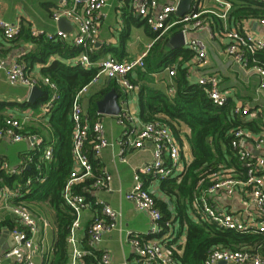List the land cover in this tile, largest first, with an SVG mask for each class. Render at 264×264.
<instances>
[{
	"label": "built area",
	"instance_id": "built-area-1",
	"mask_svg": "<svg viewBox=\"0 0 264 264\" xmlns=\"http://www.w3.org/2000/svg\"><path fill=\"white\" fill-rule=\"evenodd\" d=\"M107 0H60L58 7L52 12V19L56 22L60 18H66L76 27L73 34L67 33L61 29L55 32H48L42 29L31 28V34L34 36L42 35L48 39L58 38L64 41H70L76 46H83L90 49L98 34V13L104 8ZM220 7L215 11L202 6L200 0L193 9L175 20H171V14L176 11L180 0H169L159 11L154 12L157 6L156 0H132V5L136 7L137 14L145 19L147 25L155 33L152 43L162 37L173 25L181 24V30L184 34V42L190 49L196 52L198 59L205 58L204 44L199 39H188L185 37L190 30H201L205 28L202 20L204 13H213L226 22L228 13L231 9V3L227 0H214ZM264 3V0H256ZM256 22L264 26V13ZM20 30L19 23H9L0 19V31L7 40L16 37ZM227 42L225 51L234 61L247 67L246 54H254L255 51L264 49V38L255 36L249 31H237L228 29L224 33ZM150 47V45H149ZM149 47L138 57L119 61L113 57H106L94 62L90 59L86 50H82L76 59V63L83 68L97 66L98 70L89 83L82 86L75 94L71 105L72 146L71 156L73 165L69 177L63 187V199L74 214V219L69 227L67 235V244L70 247L69 264H85L83 258L90 254L96 245L100 242L103 232L111 231L117 227V221L120 217L119 212L112 209L109 205L100 201L95 204L101 208V213L106 218L95 217L87 229L89 249L80 247L77 237L81 211L88 206L84 195L73 190L75 184L84 182L86 178H94L92 187L95 189L108 188L111 176L102 172L94 176V164L90 161L85 150V143L88 140L90 132L94 138L91 141L94 159L96 160L101 150L109 143L104 135V127L100 120L93 122L86 118L80 99L86 92L88 86L95 82L98 77L105 76L108 79H116L124 91H132L137 86L132 83L128 75L137 68L144 66V59L148 53ZM260 76L259 86L264 88V68L261 66L252 67ZM0 69L6 74L10 85H21L26 87L35 86L40 80L48 85L50 96L43 104V111L48 112L55 102L59 99L57 85L48 77H42L40 80L30 75L25 65L18 61H12L9 65L4 60H0ZM169 74H174V69H169ZM198 82L206 86L209 98L216 105H224L228 94L220 89L219 80L215 75H203ZM173 93V89H168ZM235 112L241 114L249 113L247 107L237 105ZM28 116L22 118L8 116L0 122V142L3 139H9L13 142L20 141L28 137L24 133V124ZM119 124L127 123L126 130L123 131L118 144L121 146L120 154L123 148L129 145L133 148H142L145 143H151L153 146L152 161L144 164L137 169L133 176L131 189L125 194V198L131 201L134 206L141 211L146 212L152 220L150 234L160 233L167 229L168 233H162L160 239H144L138 234L127 232V238L134 247L135 256L132 264H176L173 258V251L180 253L181 249L175 242H171L174 235V228H170L171 222L160 223L162 215L156 205V199L153 193L143 186V176H149L151 179H162L166 177L175 178L179 181L190 161L184 160L182 156V147L179 139L173 131L160 120H150L141 122L137 117L130 113L123 112L116 115ZM264 125V117H263ZM33 140V138H32ZM41 139H38V143ZM233 150L236 151L238 159L244 168L241 178L238 171L234 168H224L209 172L208 180L210 185L206 190L207 197L202 196L193 205L194 219L196 221L205 220L215 224L218 228L232 229L238 232L251 233L260 231L264 233V132L259 135H252L249 131L236 129L233 131V139L230 143ZM52 155V148H47L44 157L49 159ZM23 168V166H22ZM22 170V169H21ZM30 180H27L28 184ZM22 187L0 186V198L5 203L10 204L13 215L20 224V228L13 227L10 235L13 245L0 254L11 260V264H35L33 254L36 250V234L38 232V223L27 204L22 199L15 202L22 195ZM223 190L225 194L232 195L236 191L249 192L251 200L255 207V213L246 212L244 215L238 212H231L222 206L210 202V197L216 191ZM163 226V228L161 227ZM111 256L108 251H102L98 259L99 264H109ZM224 261L230 264H264V257L259 254L252 255L244 250H229L213 248L210 250L204 264H217Z\"/></svg>",
	"mask_w": 264,
	"mask_h": 264
},
{
	"label": "crops",
	"instance_id": "crops-1",
	"mask_svg": "<svg viewBox=\"0 0 264 264\" xmlns=\"http://www.w3.org/2000/svg\"><path fill=\"white\" fill-rule=\"evenodd\" d=\"M59 1L60 0H0V19L9 23H19L20 26L22 23H29L30 28L42 29L53 33L59 29L57 21L55 22L52 19V12L58 7ZM156 1L157 6L154 12L159 11L163 5L169 2V0ZM197 1L198 0H191L189 9L182 15L191 11L197 4ZM200 2L205 8L215 11L220 10V7L214 0H200ZM182 15H179L175 11L171 14L170 19L175 20V18ZM202 20L205 24V28L201 30H190L186 33L185 37L189 40L199 39L203 42L206 55L205 58L201 60L198 59L196 52L190 49L185 42L184 46H182L189 48L194 54L189 60L185 61L191 79L198 81L203 75H215L219 80L220 89L226 92L229 97H232L236 101V105L249 109L250 115L246 118H263L264 88L259 86L260 76L252 67L242 66L226 53L225 44L227 39L224 36L225 32L219 33L216 30L213 31L210 23L203 17ZM70 25L69 31L65 32L73 34L76 27L71 22ZM224 25L228 27L226 22ZM179 31H182L181 28L175 31H170L169 29L163 35H166V52L179 48L169 44L170 38ZM241 31H249L255 36L264 38V26L258 24L254 18L245 19L242 23ZM152 34V30L147 25L145 19L137 14V9L132 5V0H107L104 8L98 13V34L96 40L90 49H85L83 46L81 49L86 50L89 57L90 53L95 54L96 58L94 62L106 57H113L119 61H127L138 57L149 45L151 47L153 44ZM32 47V43L23 39L10 42L3 37L0 31V60H4L6 65H9L12 61L23 63L19 60L20 57ZM78 54L63 59L67 64L79 65L75 62ZM55 57L56 56H50L49 61ZM23 64L33 77L38 80L44 77L41 73L44 64L34 63L30 68H27L25 63ZM144 67L145 64L142 68H137L128 75L129 80L137 86L135 90L124 91L116 79H108L105 76H100L95 82L88 86L86 92L80 99L86 118L90 122L96 120L101 121L104 127V135L109 143L108 146L101 150L99 157L96 159L98 163L94 168V176L106 172L111 176V181L108 188L95 189L92 185L83 188V190L89 193L85 195L87 196L86 201L88 206L81 211L77 237L79 245L82 247L81 240L86 236L89 222L97 215L106 218V216L101 213V208L95 204V201L107 204L112 209L119 212L120 217L117 221V227L111 231L103 232L100 242L94 248V251L99 253L102 251L109 252L111 256L109 264L133 263L135 251L127 238V232L138 234L144 239L155 240L160 239L162 233H168L167 229L164 227L162 232L150 234L149 231L152 226V220L149 215L144 211L138 210L131 201L125 198V194L132 187L133 176L137 169L152 161V144L147 142L142 148L138 149L126 145L123 148V152L120 154L121 146L118 144V141L128 124H119L116 115L99 113L97 111V105L94 114L95 118L90 116L89 111L92 98H95L97 103L98 100L102 99L104 95L113 89L118 95L117 101L120 105L119 113H130L137 117L138 121L145 122L139 117L138 91L140 81L137 82L138 76L136 73L139 69L143 70ZM169 69L170 67H164L156 72L149 73L150 77L154 79L153 84L165 86L168 76L170 75ZM35 86L38 87L41 94L34 102H30L29 94L32 87L10 85L7 81L6 74L0 69V117L6 118L8 116H14L16 118H22L24 115L28 116L23 127L24 133L28 135V137L17 142H13L9 139H3L0 142V170L12 175L21 174L24 166L28 167L31 161L30 154L41 145L44 138L48 139V121L52 108L55 107L56 104L53 105L48 112L43 111V104L48 99L38 103L36 107L25 105L26 102L36 104L38 99L43 95L44 90L41 86L48 87V85L41 80ZM7 103L9 105H7ZM3 104L5 105L2 106ZM70 114L71 110L69 116ZM176 127L180 132V136L177 138L181 142L182 156L184 160L186 159L191 162L192 154L188 142L190 129L184 123H179ZM38 139H41L39 143L37 142ZM15 144H19V146L16 148L12 147ZM49 147L52 148L53 154L52 144H47L44 147V152ZM51 157L46 159L50 160ZM92 157L94 159L93 154ZM43 180L44 177L41 178V181ZM142 180L143 186L153 193L156 198L167 200L160 192L158 179H151L149 176H143ZM0 182H2V178H0ZM30 183L31 180L28 184L26 183V185L28 186ZM3 185L6 184H1L0 186ZM16 186L22 187L20 191L22 196L15 199V202H18L20 199L23 200L22 197L26 194L27 189L24 190L23 186L18 183L10 187ZM251 198L249 192L245 191H236L232 195H227L223 190H218L211 195L210 202L222 206L228 211L242 213L244 217H246L244 213L247 211L253 214L255 213V207ZM23 201L28 205L30 211L36 218L39 228L36 234L37 243L36 250L33 254V261L35 264H43L45 259L50 255L56 237V215L47 201ZM10 204L12 203H5L0 198V238L6 233L2 246L5 245L8 248L13 245L10 230L13 227L20 226L10 210ZM168 210L170 212V228H174V235L171 242H175L182 252L186 241L187 225H181L175 221V211L170 201H168ZM191 218L194 219V211L191 212ZM6 222H10L12 225L15 223V226L10 228L7 224H3ZM162 225L164 226V224ZM163 226L161 227L163 228ZM10 239L12 241L11 246ZM68 251L70 255L69 246ZM181 252L179 254H181ZM98 259L97 262L91 264H99ZM0 264H11V260L6 257H1Z\"/></svg>",
	"mask_w": 264,
	"mask_h": 264
},
{
	"label": "trees",
	"instance_id": "trees-1",
	"mask_svg": "<svg viewBox=\"0 0 264 264\" xmlns=\"http://www.w3.org/2000/svg\"><path fill=\"white\" fill-rule=\"evenodd\" d=\"M231 3L225 27L221 18L213 13H204L202 17L207 20L213 31L223 33L228 29L241 31L245 19H258L264 13V3L256 0H227ZM219 10V9H218ZM177 19V18H175ZM181 28V24H175L170 31ZM153 33V32H152ZM155 36V33L152 34ZM26 40L33 47L20 57V61L30 68L34 63H42V75L48 77L58 87L59 100L55 102L48 121V139L44 138L41 145L30 154L31 161L28 167L24 166L21 174H9L0 170L1 184L14 186L15 183L23 186L26 194L22 197L25 201H47L54 210L57 221L56 237L50 255L43 264H69V251L67 235L69 227L74 219L72 209L66 205L62 193L63 187L69 177L73 165L71 156L73 124L69 112L73 98L77 91L96 74L98 67L83 68L81 65L67 64L63 58L72 57L82 51V46H76L71 42L58 38L48 39L45 36L31 34L29 23H22L16 37L10 42ZM166 35L157 39L150 47L145 59L143 70L136 71L140 87L138 91L139 117L143 121L158 119L166 124L176 137L180 132L176 125L184 123L190 129L188 142L192 154V160L187 165L182 178L166 177L159 180L160 192L167 200L156 199V205L160 209L161 223L170 221L168 201L172 203L175 211V221L186 224V241L181 254L173 251L176 264H204L210 250L213 248L244 250L252 255L259 254L264 257V233L253 231L251 233L238 232L232 229L218 228L215 224L201 220L196 222L191 218L193 203L200 197H207L206 190L210 185L208 174L212 170L224 168L236 169L243 178V167L238 159L236 151L230 143L233 139V131L242 129L252 135L264 132L263 118H246L250 115L235 112L236 101L229 97L224 105H216L209 98L205 85L191 79L185 61L194 54L189 48L179 47L167 51ZM50 56H56L50 59ZM247 67L261 66L264 68V49L255 51L254 54H246ZM96 55L90 53V59L94 61ZM164 67H172L174 74L169 75L165 86L153 84L149 73L156 72ZM153 84V85H152ZM43 91L36 104L26 102L25 105L36 107L38 103L47 100L50 90L47 86H41ZM174 91L170 93L168 89ZM96 101L92 98L90 103V116L95 118ZM1 104V103H0ZM3 104L2 106H4ZM7 105H9L7 103ZM1 106V105H0ZM4 117H0V122ZM92 118V119H93ZM94 135H88L85 143L87 155L94 164L92 143ZM53 145V154L50 160L44 157V147ZM44 157V158H43ZM44 180L41 181V178ZM31 183L27 186L26 180ZM94 178H86L84 182L75 184L73 190L82 195H88L83 190L92 185ZM25 187V188H24ZM87 200V196H85ZM209 199V198H208ZM96 217H100L97 215ZM93 219L89 222L88 227ZM171 222V221H170ZM10 228V222H6ZM20 228V226H18ZM88 229V228H87ZM81 246L89 249L88 234L81 240ZM100 253L94 250L86 255L85 264L97 262Z\"/></svg>",
	"mask_w": 264,
	"mask_h": 264
},
{
	"label": "water",
	"instance_id": "water-1",
	"mask_svg": "<svg viewBox=\"0 0 264 264\" xmlns=\"http://www.w3.org/2000/svg\"><path fill=\"white\" fill-rule=\"evenodd\" d=\"M191 0H181L177 6L176 12L179 15H182L185 11L189 9ZM58 27L59 29L63 31H69L71 25L70 22L66 18H60L58 21ZM169 44L175 47H182L184 46V34L182 31H179L175 33L169 40ZM41 94V91L38 89V87L33 86L30 94H29V101L34 102L35 99ZM117 93L113 89H111L110 92H108L104 97L97 101V111L101 114H110V115H117L120 111V105L117 101ZM6 236V233L2 235L0 238V254L2 251L6 250L8 247L5 245L2 246V243L4 241V237ZM11 241V239H10ZM12 245V241L10 243V246ZM218 264H225L224 261H219Z\"/></svg>",
	"mask_w": 264,
	"mask_h": 264
},
{
	"label": "rangeland",
	"instance_id": "rangeland-1",
	"mask_svg": "<svg viewBox=\"0 0 264 264\" xmlns=\"http://www.w3.org/2000/svg\"><path fill=\"white\" fill-rule=\"evenodd\" d=\"M19 146V144H15V145H13L12 147H14V148H16V147H18ZM10 148V147H9Z\"/></svg>",
	"mask_w": 264,
	"mask_h": 264
}]
</instances>
